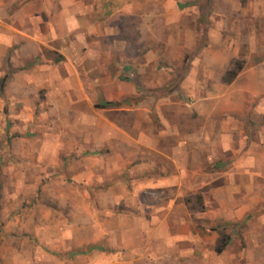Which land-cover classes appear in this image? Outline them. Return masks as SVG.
<instances>
[{
	"label": "crops",
	"instance_id": "obj_1",
	"mask_svg": "<svg viewBox=\"0 0 264 264\" xmlns=\"http://www.w3.org/2000/svg\"><path fill=\"white\" fill-rule=\"evenodd\" d=\"M254 2L243 8L255 22L245 18L241 70L230 83L193 85L200 95L183 103L186 81L152 65L174 57L152 47L209 51L215 0H0V55L14 44L29 62L19 78L39 82L35 71L52 66L42 50L59 54L69 132L35 148L62 169L47 198L24 208L16 199L1 214L0 264H197L204 254L264 264V0ZM189 59L192 73L216 67L205 51ZM153 67L167 77L154 107ZM217 226L229 236L218 254Z\"/></svg>",
	"mask_w": 264,
	"mask_h": 264
},
{
	"label": "rangeland",
	"instance_id": "obj_2",
	"mask_svg": "<svg viewBox=\"0 0 264 264\" xmlns=\"http://www.w3.org/2000/svg\"><path fill=\"white\" fill-rule=\"evenodd\" d=\"M254 1L215 0V40L209 51L207 45L152 47L153 50H158L157 52L163 53V55L170 54L174 57L171 62H157L152 65L158 64V68L161 70L173 71L176 75L177 86L181 84L182 80L186 81V85H189L188 92L176 94L179 97L178 101L182 100L183 103H188L200 95L189 92L193 85L197 87L201 84L205 88L212 83H221L223 68L230 67L235 60H240L243 64V55L247 48L248 50L250 48L245 45L243 40V27L246 19L252 17V14H248L246 17L243 8L251 6L254 11ZM251 2L252 4H250ZM262 12V21L264 22V11ZM249 19L247 20L255 22V18ZM40 30L46 33L47 27L41 24ZM204 31L205 29H203ZM262 32L264 34V29ZM262 43L264 45V36ZM15 48L16 45L13 44L8 47L4 55H0V78L6 77L3 92L0 93V217L2 213H7L12 209V204L16 199L23 201L22 207L24 208L29 202L32 203L39 197H48V190L45 189L46 184L49 178H53L55 175L53 169L60 170L62 166L58 168L53 166L57 159L48 156L49 152L45 153V157L39 158L35 148L38 149V146L42 144L48 145V138L55 136L61 137L59 143L63 144V136L69 133L66 123L67 116L63 109L65 97L64 94L58 92L59 89H62L65 80L58 77L64 71L62 67H58L59 54L48 49L42 50L43 59L51 60L52 66L51 69H46L44 72L36 70L34 73L36 77H40L41 74L45 77H40L39 82L31 84L30 79L24 78L23 80L17 76V74L23 73L22 64L26 65L29 62H22L15 53ZM204 51L215 58L216 67L210 68L208 71L206 68L203 72L201 70L192 73L190 59L187 62V57ZM182 58L185 61H181ZM36 59H32V65H44L40 61H33ZM153 72L156 75H153L151 80L152 85L155 86L145 96L146 103H151L154 107L165 94L166 86L160 88V85L167 80V77L157 74L154 67ZM203 73L204 75H202ZM198 75L200 78H195ZM81 80L86 86L89 85V79L82 78ZM130 80L136 84L143 83V78L134 77ZM67 82L66 79V84ZM197 82L199 83L197 84ZM23 85L27 87L25 90L21 89ZM234 85L239 87L240 80H236ZM143 98V94L137 96L138 101ZM61 179L63 180V178ZM195 207L201 208L199 205ZM219 227L217 226L218 232L224 234L225 229ZM235 251L237 249H232L233 253ZM207 259L209 261H205ZM212 260L211 256L204 254L197 264H213ZM232 264L238 263L232 262ZM243 264H247V262L243 260Z\"/></svg>",
	"mask_w": 264,
	"mask_h": 264
},
{
	"label": "trees",
	"instance_id": "obj_3",
	"mask_svg": "<svg viewBox=\"0 0 264 264\" xmlns=\"http://www.w3.org/2000/svg\"><path fill=\"white\" fill-rule=\"evenodd\" d=\"M243 64L240 60H235L231 67H229L226 72L224 73V75L222 76V82L224 83H230L238 74V72L241 70ZM6 80V77L3 76L2 78H0V93L3 92V87H4V82ZM113 103L110 101H105L102 102L100 104H98V107L101 108H105L107 106L112 105ZM229 241V236L225 235V234H221L220 237L218 238L216 247H215V252L218 254L220 252H222L223 248L226 246V244Z\"/></svg>",
	"mask_w": 264,
	"mask_h": 264
}]
</instances>
